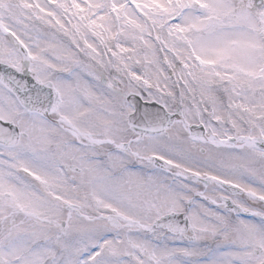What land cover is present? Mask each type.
Returning <instances> with one entry per match:
<instances>
[{"label":"snow or ice","instance_id":"1","mask_svg":"<svg viewBox=\"0 0 264 264\" xmlns=\"http://www.w3.org/2000/svg\"><path fill=\"white\" fill-rule=\"evenodd\" d=\"M0 264H264V0H0Z\"/></svg>","mask_w":264,"mask_h":264}]
</instances>
